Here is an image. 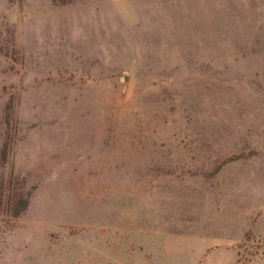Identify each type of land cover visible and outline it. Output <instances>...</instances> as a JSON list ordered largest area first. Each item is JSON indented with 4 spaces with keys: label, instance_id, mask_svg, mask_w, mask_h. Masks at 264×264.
<instances>
[{
    "label": "rangeland",
    "instance_id": "rangeland-1",
    "mask_svg": "<svg viewBox=\"0 0 264 264\" xmlns=\"http://www.w3.org/2000/svg\"><path fill=\"white\" fill-rule=\"evenodd\" d=\"M0 264H264V0H0Z\"/></svg>",
    "mask_w": 264,
    "mask_h": 264
}]
</instances>
